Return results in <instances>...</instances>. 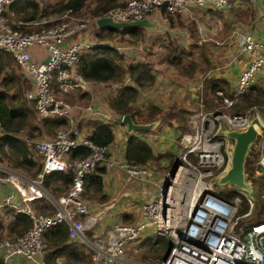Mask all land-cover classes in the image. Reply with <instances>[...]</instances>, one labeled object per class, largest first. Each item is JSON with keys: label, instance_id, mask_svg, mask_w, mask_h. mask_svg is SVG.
<instances>
[{"label": "built area", "instance_id": "2783aa9c", "mask_svg": "<svg viewBox=\"0 0 264 264\" xmlns=\"http://www.w3.org/2000/svg\"><path fill=\"white\" fill-rule=\"evenodd\" d=\"M12 1L0 0V49L8 51L14 57L21 71L30 80L32 88L26 92V96L32 101L36 113L41 118H65L66 124L56 127L50 135L44 137L18 136L30 151L40 155V168L35 174H28L0 159V181L11 187L0 198V213H24L31 219V224L23 232L0 239V250L3 251L4 259L17 255L29 264H48L43 256V232L56 223H65L68 237L88 249L92 264H130L125 258L126 249L137 246L151 218L159 214L155 206V196L142 204L145 218L133 222L117 220L104 232L91 234L89 231L98 224L99 218L85 195V176L97 166H104L119 170L126 182L137 178L145 180L152 170L151 166L111 153V143L93 142L88 137L91 127H81L76 120L74 109L81 106L77 103L71 104L62 95L71 90L89 89L88 80L78 71L79 55L97 45L92 37L85 36L89 22L83 19L73 22L69 19L72 17L70 10H65L59 17L52 19L53 23L50 25L25 31L9 25L4 18V10ZM233 1L235 0H124L101 15L94 16L91 23L96 25V19L104 15L113 20L140 19L148 17L155 10L160 11L163 5L170 11L206 5L222 9ZM47 21L50 19L31 20L26 23ZM30 44L46 47V56L40 59L36 54H30L27 50ZM239 47L242 51L249 52L261 48L262 52L255 54L240 72L232 89V96L217 90L216 93L221 97L219 107L199 112L193 119V139L202 135V129L207 123L214 124L211 118L243 119L240 123L243 128L249 123L247 113H228L225 108L231 107L236 98L255 81L256 75L264 70V42L256 40L250 32H245L241 34ZM118 48L123 47L118 45ZM82 106L86 111L94 108L92 102ZM251 107L246 111L249 112ZM258 112L261 124L256 137L257 172H260L264 170V122L260 118V109ZM106 121L122 122V114ZM0 132L7 133L1 121ZM11 135L14 136V133ZM183 139L190 141V135L185 134ZM201 145L197 157L199 162L206 165L203 172L191 182L195 191L202 187L188 207L183 209L177 221L175 222V217L171 218L168 228L169 248L155 264H264V215L241 225L239 219L248 215L249 211L242 213L243 217L236 215L235 197L232 200L223 198L211 190V182L202 180V176L207 175L217 177L218 180L223 172L214 174V170L222 164L223 158L217 146L208 139ZM80 146L88 148V153H76ZM193 151L194 146L191 143L176 161L181 162V158L191 165L187 158ZM182 164L181 162L178 166ZM51 172L71 174L70 181L57 178L58 183L66 187L60 193L52 194L48 189L49 185L45 183L46 176ZM239 192L248 205L252 206L253 201L247 190L242 189ZM35 200L40 201L37 210L33 207ZM42 200L52 204L51 211L41 212L48 208L42 204ZM161 226L159 224L158 228L161 229ZM134 240L136 241L133 242Z\"/></svg>", "mask_w": 264, "mask_h": 264}, {"label": "crops", "instance_id": "0c3cea01", "mask_svg": "<svg viewBox=\"0 0 264 264\" xmlns=\"http://www.w3.org/2000/svg\"><path fill=\"white\" fill-rule=\"evenodd\" d=\"M179 12L178 20L184 24L179 25L174 22L175 26H171L161 10L151 12L147 18L154 24L151 27L146 26L148 30H151V35L142 43L141 50L131 51L127 48L123 52V58L119 63L124 65L123 60L125 64L138 60L141 53L142 58L149 60L151 54L148 55V52L159 50L164 47V44L166 46L171 42H177L179 44L197 43L205 45L208 48L207 54L213 61V65L206 72H199L195 77H189L178 73L173 65L163 62L154 63L152 60L155 69V81L152 85L138 88V94L133 104L142 111L141 116L146 114V107L149 103L160 106L163 113L153 119L159 120L156 121L153 128L149 129L128 131L124 122H110L113 124L114 131V138L110 142V152L118 156H124L128 138L131 135H139L149 142L154 153H163L169 150L170 154H164L148 161V165L151 166L152 170L145 180L137 178L126 182L119 170L102 166L103 170L100 172L102 177L101 195L105 196V199L103 201L99 200V195L89 196V193H93L91 187L88 190L86 189L85 192L88 201L97 212L107 206V209L99 217L98 224L93 230L89 231L91 234L104 232L117 220L133 222L144 218L142 204L159 192L157 189L163 171L160 166L166 165L172 160L176 161L183 154L187 146V141L183 139V136L185 134L193 136L191 134L192 130H188L190 126H193L191 124L193 118H196L199 112H207L218 108L221 103V101L218 102L210 110L203 108L204 92L208 89L204 85L205 78L221 79L220 83L224 88V92L226 89L232 91L240 72L246 68L249 60L255 54L262 52L261 48L255 52L242 51L239 47V40L242 33L250 32L256 40L264 42V18H262L264 0H235L222 9H215L210 6H188ZM151 15H154L153 19L150 18ZM173 20L176 21L177 18ZM91 27L97 29L99 26L92 24ZM166 33L171 35L172 38L167 39ZM161 35H163L162 38H160ZM155 38L158 39L153 41ZM159 46L160 48H158ZM34 54L39 57L37 53ZM127 79L126 76L125 80ZM111 82L110 79L88 80L90 90L78 89L79 94L82 92L89 94L94 107L92 111H86L82 104L77 103L81 107H75L74 112L81 127H88L85 123L89 118L108 120L117 116L106 107V95L105 97L102 96L103 86L109 87L108 84H111ZM253 83L262 84L264 87V70L256 75ZM118 86V82H114V89ZM259 107L261 111L260 118L264 122V99ZM2 134L4 133L0 132V136ZM10 189L8 183L0 181V198ZM38 203H40L39 200L33 202L35 205ZM13 217L14 215L11 212L0 213L2 222L8 220L10 222ZM69 241L71 242L69 248L61 249L54 255L51 254L48 261L45 259L48 264H79V260L85 251L82 252L80 246L71 238H69ZM49 250L52 251V248L44 249V258ZM3 255V251L0 250V257L3 259L4 264H29L21 256L15 255L4 259Z\"/></svg>", "mask_w": 264, "mask_h": 264}, {"label": "trees", "instance_id": "16d2710c", "mask_svg": "<svg viewBox=\"0 0 264 264\" xmlns=\"http://www.w3.org/2000/svg\"><path fill=\"white\" fill-rule=\"evenodd\" d=\"M119 2L121 1L92 0V16L101 15ZM61 3L62 5L59 10H70V12H72L78 10L83 5H86L87 0H61ZM54 6H42L40 0H13L4 10V14L6 13L9 16H13V21L15 19L18 21V23L12 24V26L29 31L32 30V27H28L29 23L26 22L36 19L39 14L48 15L50 12L56 10V8H53ZM206 6L213 7L211 5ZM161 11L163 15L167 17L171 26L176 25L174 22L179 25L184 24L178 20L180 13L178 10L170 11L165 5H163ZM175 18H177L176 21L173 20ZM51 23L53 22H44L42 25H36V28L34 29H40ZM189 26L191 27L190 23ZM166 34L167 39L172 38L171 35H168V33ZM150 35L151 30H148L146 26L142 25L126 27L101 26L98 27L95 32V38L98 40L97 45L83 51L78 59V71L86 80L97 81L110 79L112 81L111 84H108L110 87V93L105 97L106 107L111 110L114 115L130 113L133 120L136 122H148L163 113L160 106L154 103H149L146 107V114L141 116L142 111L133 104L138 94V88L145 85H152L155 81L153 61L154 63L163 62L173 65L178 73L189 77H195L199 72L204 73L213 65V61L207 54L208 48L205 45L197 43L179 44L171 42L159 50L148 52V55L151 54L149 60L147 58H142L141 56L138 60L127 63L121 69L119 62L123 58V50L122 48H118V45L120 47L127 46L126 44L139 45L145 42ZM162 37L163 35L160 36V38ZM157 39L158 38H155L153 41ZM132 48L134 49L131 51H138L137 47ZM16 69L19 71L20 67L16 63L14 57L8 51L0 49V121L4 131L7 132L0 136V159L5 156L6 160L8 158L10 162L8 163L10 165L35 174L40 168L39 162L33 158L24 141L11 135L16 131L27 128V126L29 135H35L34 131H38L37 134L41 133L39 126L32 123L34 117L33 108L30 106V102L24 94L27 87L31 86L30 81L27 75L21 70V72L19 71L20 73L17 72ZM126 76L128 77L127 80H125ZM114 82H118L119 84L115 89L113 87ZM220 82L221 79L205 78L204 85L205 88L208 89L204 92L203 96L204 109L210 110L218 104V102L220 103L221 97L216 93L217 90L223 89L222 91L225 95H233L232 91H228V89L224 92V88ZM86 95V92H82V99L85 98ZM263 99L264 87L262 84L252 83L245 92L236 98L233 105L225 110L232 113L243 112L253 105L259 106ZM41 122L46 131H50L54 125L60 126L66 124L65 118L57 116L44 117ZM85 125L91 127L88 132V137L95 143L108 144L114 138L113 124L106 120L89 118ZM221 150L223 152L225 150L223 143L221 144ZM250 150L251 149L248 150V153ZM76 153L85 155L88 153V148L80 146L76 150ZM164 154H170V151L167 150L163 153H154L151 145L145 138L139 135H131L127 140L124 156L127 160L146 164L149 160ZM188 156L193 158V154H188ZM246 157L244 165L246 179L252 182L250 175H252L255 168L254 165L251 166L249 164L248 156ZM172 162L174 163L175 160H172ZM102 170V166H97L95 170L89 172L85 176V191L91 187L93 193L88 195H99V200L101 201L105 199V196L101 195L102 177L100 172ZM57 178H60L63 181H70L71 174L51 172L46 176L45 183L50 185L52 181ZM216 193L227 200H232L231 196L235 194V191L221 193L219 190ZM239 195L242 197V203L237 215H241L248 209L245 197L242 194ZM30 224L31 219L28 215L17 213L14 214L13 220L8 223V226L11 231L18 230L19 233H21L26 230ZM43 239L45 241V248H52V251L49 250L45 254V259L47 261L51 254L54 255L59 250L71 246L65 223H56L50 228H47L43 232ZM160 244L162 247L164 246V242L160 241ZM166 244L167 242H165V245ZM0 264H4L1 257Z\"/></svg>", "mask_w": 264, "mask_h": 264}, {"label": "rangeland", "instance_id": "374dc122", "mask_svg": "<svg viewBox=\"0 0 264 264\" xmlns=\"http://www.w3.org/2000/svg\"><path fill=\"white\" fill-rule=\"evenodd\" d=\"M91 2H92V0H87L86 5H83L81 8H79L76 11L70 12V14H72V17H69V19L72 20L73 22L78 21L80 19H83V20L89 22V28H88V30H86L85 36L88 38L92 37L93 40H95L97 42L98 40L95 38L96 28L94 29L91 27V25H92L91 20L94 17V16H92V12H91V7H92ZM40 3L42 4V6H45V7L48 5H51V6L55 5L53 8H56V10L50 12L48 15H40L39 14L37 16V18L34 20H42L44 18H47V19H50L49 22H51L52 19L59 17L65 11V10H59V8L62 5L61 0H40ZM14 16L16 17L15 14H14ZM73 16L76 18H73ZM4 18H5L6 22L11 26H12V24L18 23V21L16 19L13 21V19H12L13 16H9L6 13L4 14ZM150 18L153 19L154 15H151ZM42 24H44V23H38V22L29 23L28 27H32V30H36V29H34V28H36V25H42ZM126 37H128V36H126ZM174 43H177V42H174ZM120 45H123V44H120ZM126 45L127 46H123V48H122L123 52H125V50L127 48H130L132 46L133 47L141 46L142 43L139 45H134V44H126ZM164 46H165V44H164ZM158 48H160V46ZM27 50L30 54L37 53L40 58H43L48 52L46 47L37 46L35 44H30L28 46ZM144 50H145V47H144ZM141 55H142V53L140 54V57H141ZM140 57H138V58H140ZM123 64L126 65L127 63L125 64V61L123 60ZM124 65H121L120 68L122 69V67ZM16 70H17V72H19L21 69L19 71H18V69H16ZM30 85H31V83H30ZM28 87L25 90V93H24L25 96H26V92L32 88V86H30L29 88ZM102 90H103L102 91L103 97H105V95L110 93V88L107 86L105 87V85L103 86ZM79 93L80 92L78 90H71V91H67V92L62 93V95L71 104L78 103V104L86 105L87 103L92 102L88 93H86L88 95L83 99H82L81 94H79ZM26 98H27V96H26ZM28 101L30 102V106H32L33 113H34L32 123L36 126H39V129H41L40 134H37L38 131H34L35 135H33V136L44 137V136H47L48 134L50 135L54 131V129L58 126L54 125V126H52L50 131H46L45 127L43 126V123L41 122L42 118L36 113L35 108L32 104V101L29 99H28ZM258 109H260V107L258 105H255V107H251L249 112L244 110L242 113H247V115H248L247 119L250 121V119L253 116H255V115L259 116ZM225 111H227V110H225ZM227 112L232 113L230 111H227ZM211 119L214 121V124H211L210 122L207 123L205 128L202 129V135H200L196 139H193V136H190V141L186 142L187 146L191 143L194 146V151L190 153V154H193V158H191L190 156H188V158H187L190 161L191 165L186 164L184 162V160H182L180 158V160L183 164H182V166L181 165L178 166L174 173H172V170H173L172 168H173V164H174L173 162H170L166 165L160 166L161 168H163V171L161 173V177L159 179V187L157 189L159 192L154 197L156 199L155 206L158 209L159 214L151 218L149 225L145 228L143 236L138 241L139 245L137 244L138 246L135 248L129 247L126 249L125 258L127 260H129L130 264H155L156 262L160 261V258L162 256L165 255L166 251L169 248V244H170L168 228L170 227V224L172 221L171 218L175 217V222H176L178 216L180 214H182L183 209L188 207L190 201L193 200L197 191L199 189H201V187H202V186H200L199 188H196V192H195V189H193L192 182H193V180H195V178L199 175L200 172H203V168L206 165V164H202V161L199 162L198 157H197V154L200 152V147L202 146L201 144L205 139H208L210 142H212L213 145L217 146V148L219 149L221 156L223 158L222 164L214 170V174H219L221 172H225L224 170L229 167L230 160L228 162V159H230L234 140L232 138H229L228 136H226L224 134V130H226L228 128L242 129L243 127H241L240 123L242 122L243 119L237 118L235 120H228L229 118H222V117L211 118ZM188 130L189 131L192 130L191 134H193L195 132V127L190 126L188 128ZM14 136L16 138H18V136H20V137L31 136V135H29V132H28V126L25 129H21L19 131H16L14 133ZM18 139H20V138H18ZM20 140H22V139H20ZM227 140H228V143H227ZM222 143L224 144V149H225L224 152L221 150V144ZM250 146H249V149H251V150L249 151V153L247 152L248 155H246V156H248L249 164L251 166L254 165L255 170H253L254 172L252 173V175H250L251 176L250 178H252V182H249L251 188H250V190H247V192L250 194V197H251V200L253 201V204H252V206H249L247 203V206H248L247 211H249L248 215H246L245 217H243V215H240V217H243V218L239 219V222L241 223V225H245L247 223H250V222L254 221L256 218L264 215V170L257 172V167H258L257 166V161H258V141H257V139H255L250 144ZM30 152H31V155L33 156V158L35 160H37L38 162H40V155L35 151H30ZM3 157L4 158H2L1 160L8 163L9 162L8 158L6 160L5 156H3ZM22 170H24V169H22ZM24 171H26V170H24ZM26 172L28 174L32 175V173H30L28 171H26ZM172 174H174V175L172 176ZM245 176H246V174H245ZM202 180H206V182H208V183L211 182L210 183L211 190H214L215 192H218L219 190L221 191V193H228V192L235 191V194L233 196H231V199H233L235 197L236 215L238 214V210H239L241 203H242V197L239 195V194H241L240 193L241 191L239 192V190H242V188H237L229 182L220 184V183H218L217 177L215 178V177H211L209 175L204 176V177L202 176ZM58 182L59 181L56 179V180L52 181V183L50 185L47 184V186L49 185L48 189L52 194L60 193L61 191H63L66 188L62 183H58ZM166 183L168 185H167L166 191H164V186ZM253 192H255V193H253ZM85 195H86V193H85ZM46 202H47L46 200H42V204L47 205L48 208L46 210H42L41 212L51 211L52 204L49 202L48 203H46ZM33 207L35 210H37V205L33 204ZM8 222H9V220L6 222H2L0 220V239L7 237V236H11L15 233H19L18 230H16V231L12 230L11 231L9 229ZM159 224L162 225L160 227L161 229L158 228ZM146 233H147V235L145 236ZM135 241L136 240H134L133 242H135ZM160 241L164 242L163 247L161 246ZM165 242H167L166 245H165ZM80 248L82 249V252H83V250L85 252L82 254V256L79 260V264H92V259H91L90 252L88 251V249H86L85 247H82V246H80Z\"/></svg>", "mask_w": 264, "mask_h": 264}, {"label": "water", "instance_id": "95a60500", "mask_svg": "<svg viewBox=\"0 0 264 264\" xmlns=\"http://www.w3.org/2000/svg\"><path fill=\"white\" fill-rule=\"evenodd\" d=\"M97 26H111V27H126V26H134V25H142L151 27L154 23L151 22L147 17H143L140 19H132V20H113L110 16L104 15L100 16L96 19ZM153 120L150 122H136L133 120L130 113L122 114V122L126 124V128L128 131L136 130V129H149L153 128L156 121ZM260 119L257 115L253 116L247 126L242 129L228 128L224 130V134L229 138H233L234 143L232 146V151L230 155V165L223 172L219 178L218 183L223 184L229 182L233 184L237 188H242L245 190H250V183L247 181L245 176V158L247 152L249 150L250 144L256 139L259 128H260ZM181 162L179 160L175 161L173 164L172 173L175 172L178 165ZM174 174H172L173 176ZM167 183L164 186V191H166ZM107 209V206L103 208V210L97 212V217L99 218L104 211Z\"/></svg>", "mask_w": 264, "mask_h": 264}, {"label": "bare ground", "instance_id": "6f19581e", "mask_svg": "<svg viewBox=\"0 0 264 264\" xmlns=\"http://www.w3.org/2000/svg\"><path fill=\"white\" fill-rule=\"evenodd\" d=\"M129 50H132V49H134V48H132V47H130V48H128ZM137 50H141V47L139 46V47H137ZM228 120H235V118H233V119H228ZM196 192V191H195ZM253 193H255V192H253ZM186 199V198H185ZM183 204V203H182ZM180 205V204H179Z\"/></svg>", "mask_w": 264, "mask_h": 264}]
</instances>
